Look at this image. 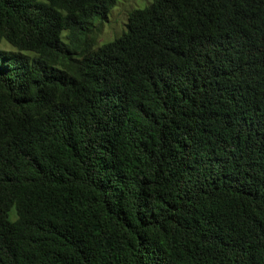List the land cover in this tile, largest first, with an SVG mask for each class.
<instances>
[{
    "label": "trees",
    "instance_id": "obj_1",
    "mask_svg": "<svg viewBox=\"0 0 264 264\" xmlns=\"http://www.w3.org/2000/svg\"><path fill=\"white\" fill-rule=\"evenodd\" d=\"M0 0V264H264V0Z\"/></svg>",
    "mask_w": 264,
    "mask_h": 264
},
{
    "label": "rangeland",
    "instance_id": "obj_2",
    "mask_svg": "<svg viewBox=\"0 0 264 264\" xmlns=\"http://www.w3.org/2000/svg\"><path fill=\"white\" fill-rule=\"evenodd\" d=\"M153 0H117L110 14L103 20L96 17L93 27L99 30L92 50L112 42L125 31L128 15L133 10L143 9L151 4ZM0 49L9 50L7 45H0Z\"/></svg>",
    "mask_w": 264,
    "mask_h": 264
}]
</instances>
